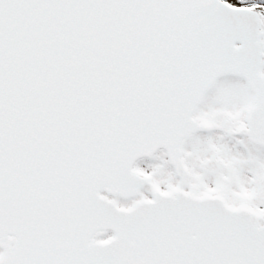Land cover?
I'll return each mask as SVG.
<instances>
[{
    "label": "snow or ice",
    "instance_id": "obj_1",
    "mask_svg": "<svg viewBox=\"0 0 264 264\" xmlns=\"http://www.w3.org/2000/svg\"><path fill=\"white\" fill-rule=\"evenodd\" d=\"M0 264H264V2L0 0Z\"/></svg>",
    "mask_w": 264,
    "mask_h": 264
},
{
    "label": "flooded vegetation",
    "instance_id": "obj_2",
    "mask_svg": "<svg viewBox=\"0 0 264 264\" xmlns=\"http://www.w3.org/2000/svg\"><path fill=\"white\" fill-rule=\"evenodd\" d=\"M262 2H264V0H262Z\"/></svg>",
    "mask_w": 264,
    "mask_h": 264
}]
</instances>
